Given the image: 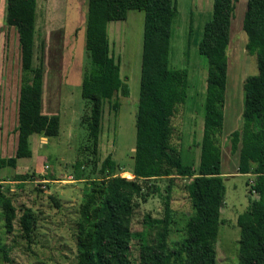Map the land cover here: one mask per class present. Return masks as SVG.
<instances>
[{
    "label": "trees",
    "instance_id": "1",
    "mask_svg": "<svg viewBox=\"0 0 264 264\" xmlns=\"http://www.w3.org/2000/svg\"><path fill=\"white\" fill-rule=\"evenodd\" d=\"M38 1L46 0L6 2L5 22L16 30L24 76L18 97L17 148L14 156L0 157V169H15L20 158L31 156V136L53 138L60 131L59 115L43 113L42 67L32 68ZM237 2L213 0L211 18L198 43L207 77L200 157L195 168L183 162L180 145L173 142V119L185 105L189 90L187 69L170 66L177 0H87L84 48L89 71L84 72L81 97L89 109L82 123L90 142L86 148L93 154L98 151L105 103L119 94L130 96L120 61L110 52L108 25L124 21L129 11L138 10L144 13V28L131 169L134 178L121 177L111 156L102 162L98 172L101 182L93 185L81 206L76 264H217L216 244L226 194L221 165L228 48ZM242 29L247 36L246 55L255 57L258 72L244 79L242 123L228 140L231 153H238L237 173L255 178L248 187L257 198L237 218V252L239 264H264V0H247ZM118 108V102L114 103V111ZM17 177L25 180L28 175ZM182 178L190 180L191 212L184 226L185 242L172 251L171 183ZM162 179L168 183L164 194L153 183ZM157 193L162 199V218L145 214L140 229H135L141 203ZM2 211L11 231L16 214L10 199L2 203ZM35 223L31 210H24L20 226L27 236ZM1 241L0 236V245ZM4 260L11 264L6 250Z\"/></svg>",
    "mask_w": 264,
    "mask_h": 264
},
{
    "label": "rangeland",
    "instance_id": "2",
    "mask_svg": "<svg viewBox=\"0 0 264 264\" xmlns=\"http://www.w3.org/2000/svg\"><path fill=\"white\" fill-rule=\"evenodd\" d=\"M7 0H0V157L14 156L17 148V109L23 84L21 52L16 30L5 22ZM247 0H238L232 21L228 48V78L222 136V174L226 188L222 209L223 223L216 244L217 264H239L240 229L237 218L257 196L249 193L254 177L236 174L238 154H232L228 136L242 121L243 82L257 74L255 57H247V36L242 29ZM213 0H177L178 16L173 24L170 66L186 68L189 73L188 98L173 119V142L180 145L183 162L198 167L203 130V102L206 92L207 65L198 53L205 23L211 18ZM87 0L38 1L32 68L42 67L43 113L58 114V136L30 137L31 156L20 158L15 169H0V264H76V234L81 206L95 183L107 156L118 164L121 177L133 179V153L136 141V113L139 98L144 13L128 12L124 21L108 25L110 52L120 61L121 76L130 96L120 94L104 106L101 135L96 154L86 148L90 142L82 118L89 109L81 97V82L89 71L85 53ZM228 73V74H229ZM28 78V77H27ZM241 85V86H240ZM240 86V89H239ZM119 108L114 111L113 105ZM229 164V165H228ZM236 168V169H235ZM227 173V174H226ZM230 174H235L230 176ZM28 175L23 180L17 176ZM40 176L41 178H38ZM188 178L171 183V223L169 245L172 251L185 242L184 226L191 212ZM164 191L166 179L153 182ZM10 199L15 208L12 230L6 228L2 203ZM30 209L36 218L33 232L22 231L20 218ZM145 214L162 218V199L158 193L140 205L135 229ZM135 257L136 249L133 251Z\"/></svg>",
    "mask_w": 264,
    "mask_h": 264
},
{
    "label": "crops",
    "instance_id": "3",
    "mask_svg": "<svg viewBox=\"0 0 264 264\" xmlns=\"http://www.w3.org/2000/svg\"><path fill=\"white\" fill-rule=\"evenodd\" d=\"M231 27H232V25H231ZM230 34H231V32H230ZM228 68H229V65H228ZM228 73H229V71H228ZM228 78H229V80H230V73L228 74ZM227 82H228V80H227ZM230 85H235L236 84V81L234 80V82L233 81H231L230 80ZM241 86V85H240ZM240 86H239V89H240ZM50 115V114H49ZM224 119H225V116H224ZM225 121V120H224ZM236 154H238V153H236ZM222 155H223V147H222ZM229 165V164H228ZM236 168H238V167H236ZM235 168V169H236ZM223 173V172H222ZM227 174V173H226ZM236 174H238L237 172H236ZM224 175V174H223ZM235 174H230V176H234ZM225 177V176H224ZM246 177H248V176H246Z\"/></svg>",
    "mask_w": 264,
    "mask_h": 264
},
{
    "label": "bare ground",
    "instance_id": "4",
    "mask_svg": "<svg viewBox=\"0 0 264 264\" xmlns=\"http://www.w3.org/2000/svg\"><path fill=\"white\" fill-rule=\"evenodd\" d=\"M44 109V108H43Z\"/></svg>",
    "mask_w": 264,
    "mask_h": 264
}]
</instances>
